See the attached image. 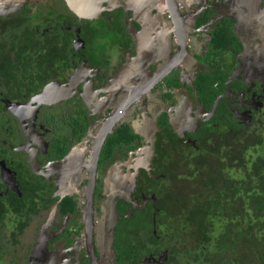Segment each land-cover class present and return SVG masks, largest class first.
Segmentation results:
<instances>
[{
    "label": "flooded vegetation",
    "instance_id": "af4514ba",
    "mask_svg": "<svg viewBox=\"0 0 264 264\" xmlns=\"http://www.w3.org/2000/svg\"><path fill=\"white\" fill-rule=\"evenodd\" d=\"M220 106L264 122V0H0L1 264H193L151 184Z\"/></svg>",
    "mask_w": 264,
    "mask_h": 264
},
{
    "label": "trees",
    "instance_id": "16d2710c",
    "mask_svg": "<svg viewBox=\"0 0 264 264\" xmlns=\"http://www.w3.org/2000/svg\"><path fill=\"white\" fill-rule=\"evenodd\" d=\"M220 108L224 122L203 128L193 145L158 148L165 176L151 189L172 220L169 243L182 245L169 254L193 264H264V122L243 131Z\"/></svg>",
    "mask_w": 264,
    "mask_h": 264
},
{
    "label": "water",
    "instance_id": "95a60500",
    "mask_svg": "<svg viewBox=\"0 0 264 264\" xmlns=\"http://www.w3.org/2000/svg\"><path fill=\"white\" fill-rule=\"evenodd\" d=\"M218 105V102L216 103V106ZM109 132L107 131V129H105L104 131H103V133H102V137H101V140H102V143H103V141H104V138L107 136V134H108ZM100 140V141H101ZM153 144V143H152ZM154 146H152L151 147V151H152V153H154ZM137 182V181H136ZM91 187H92V185H91ZM91 200L93 201V193H92V196H91ZM114 208H115V210L113 209H111V211L112 212H114L115 214L117 213L116 212V207H115V205H114ZM111 219V224H109V226L111 227L112 226V229H111V233H112V239L114 240V232H115V230H114V228H115V224L117 223V217H112V218H110ZM111 242H112V240H111Z\"/></svg>",
    "mask_w": 264,
    "mask_h": 264
},
{
    "label": "rangeland",
    "instance_id": "374dc122",
    "mask_svg": "<svg viewBox=\"0 0 264 264\" xmlns=\"http://www.w3.org/2000/svg\"><path fill=\"white\" fill-rule=\"evenodd\" d=\"M13 140H16V137H14ZM11 252H12V251H11ZM0 264H1V262H0Z\"/></svg>",
    "mask_w": 264,
    "mask_h": 264
}]
</instances>
